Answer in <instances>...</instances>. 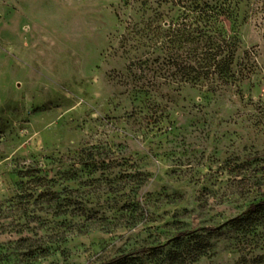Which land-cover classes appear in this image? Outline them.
Masks as SVG:
<instances>
[{"label": "rangeland", "instance_id": "1", "mask_svg": "<svg viewBox=\"0 0 264 264\" xmlns=\"http://www.w3.org/2000/svg\"><path fill=\"white\" fill-rule=\"evenodd\" d=\"M247 5L254 71L213 92L137 67L136 4L0 0L4 264H263L264 223L250 241L228 222L264 200V0Z\"/></svg>", "mask_w": 264, "mask_h": 264}, {"label": "trees", "instance_id": "2", "mask_svg": "<svg viewBox=\"0 0 264 264\" xmlns=\"http://www.w3.org/2000/svg\"><path fill=\"white\" fill-rule=\"evenodd\" d=\"M249 0H125L144 14L142 31L151 51L138 68H149L166 77L167 86L206 87L211 91L240 89L241 82L254 71L249 52L239 61L241 27L247 19ZM138 4V5H137ZM140 93L144 89L138 90ZM264 200L250 204L229 220L238 235L254 241L264 221ZM216 227L209 230H216ZM185 234V233H183ZM20 238L19 241H28ZM0 264L6 263L5 244L0 245ZM152 248L143 247L139 252ZM264 264V257L259 256Z\"/></svg>", "mask_w": 264, "mask_h": 264}]
</instances>
